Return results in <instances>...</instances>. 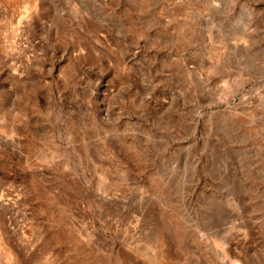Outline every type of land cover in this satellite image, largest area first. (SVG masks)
<instances>
[{
	"label": "rangeland",
	"instance_id": "obj_1",
	"mask_svg": "<svg viewBox=\"0 0 264 264\" xmlns=\"http://www.w3.org/2000/svg\"><path fill=\"white\" fill-rule=\"evenodd\" d=\"M0 264H264V0H0Z\"/></svg>",
	"mask_w": 264,
	"mask_h": 264
}]
</instances>
